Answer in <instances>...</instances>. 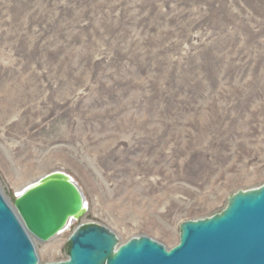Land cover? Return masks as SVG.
I'll use <instances>...</instances> for the list:
<instances>
[{
	"label": "rangeland",
	"instance_id": "1",
	"mask_svg": "<svg viewBox=\"0 0 264 264\" xmlns=\"http://www.w3.org/2000/svg\"><path fill=\"white\" fill-rule=\"evenodd\" d=\"M69 173L96 223L171 248L264 184V0H0V191Z\"/></svg>",
	"mask_w": 264,
	"mask_h": 264
},
{
	"label": "water",
	"instance_id": "2",
	"mask_svg": "<svg viewBox=\"0 0 264 264\" xmlns=\"http://www.w3.org/2000/svg\"><path fill=\"white\" fill-rule=\"evenodd\" d=\"M75 179L53 170L14 194L0 191V264H40L34 240L47 242L87 213ZM69 257L44 264H264V184L233 193L211 216L180 224L171 248L140 235L120 243L104 225L78 226L70 235Z\"/></svg>",
	"mask_w": 264,
	"mask_h": 264
},
{
	"label": "bare ground",
	"instance_id": "3",
	"mask_svg": "<svg viewBox=\"0 0 264 264\" xmlns=\"http://www.w3.org/2000/svg\"><path fill=\"white\" fill-rule=\"evenodd\" d=\"M21 189H22V188H21ZM21 189H20V190H21ZM20 190H18V191H20ZM87 203H88V201H87ZM88 205H89V204H88Z\"/></svg>",
	"mask_w": 264,
	"mask_h": 264
},
{
	"label": "built area",
	"instance_id": "4",
	"mask_svg": "<svg viewBox=\"0 0 264 264\" xmlns=\"http://www.w3.org/2000/svg\"><path fill=\"white\" fill-rule=\"evenodd\" d=\"M74 222H75V221H74ZM74 222H73V223H74ZM73 223H72V224H73ZM69 228H70V227H69ZM66 230H67V229H66Z\"/></svg>",
	"mask_w": 264,
	"mask_h": 264
}]
</instances>
